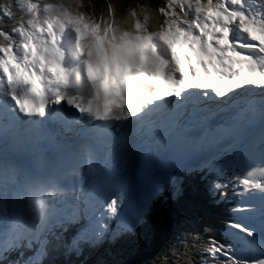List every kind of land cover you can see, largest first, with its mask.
<instances>
[{
	"label": "snow or ice",
	"instance_id": "6c2138e0",
	"mask_svg": "<svg viewBox=\"0 0 264 264\" xmlns=\"http://www.w3.org/2000/svg\"><path fill=\"white\" fill-rule=\"evenodd\" d=\"M210 3L184 19L168 0L148 37L72 19L67 54L63 26L29 39L0 29V119L79 125L88 133L84 183L93 171L106 177L86 202L69 192L39 231L0 213V264H70L138 237L165 199H186L192 214L139 264H264V0ZM230 192L235 239H218L200 220Z\"/></svg>",
	"mask_w": 264,
	"mask_h": 264
},
{
	"label": "trees",
	"instance_id": "16d2710c",
	"mask_svg": "<svg viewBox=\"0 0 264 264\" xmlns=\"http://www.w3.org/2000/svg\"><path fill=\"white\" fill-rule=\"evenodd\" d=\"M33 8L38 10L37 22L42 19H53L51 12H44L43 7H56L62 13L69 14L74 19L85 23L103 24L117 36L127 32L133 36L138 31L154 33L164 19L160 5L164 0H30ZM0 9H5V15L0 16V29L4 31H19L30 23L32 16L21 10L16 0H0ZM3 5V6H2ZM32 6V5H31ZM49 18H45V16ZM35 20V18H33ZM41 20V22H42ZM0 36L3 33L0 32ZM7 39V37H4ZM186 199L161 200L155 211L140 228V235L126 236L115 245L104 244L98 250L86 249L79 258H73L70 264H139L140 259L159 251L169 239V226L176 222L181 215H191ZM229 217L217 206L210 218L204 217L200 225L208 224L218 239H225L226 222ZM63 247V244H59Z\"/></svg>",
	"mask_w": 264,
	"mask_h": 264
},
{
	"label": "rangeland",
	"instance_id": "374dc122",
	"mask_svg": "<svg viewBox=\"0 0 264 264\" xmlns=\"http://www.w3.org/2000/svg\"><path fill=\"white\" fill-rule=\"evenodd\" d=\"M18 5H20L22 8L21 10H24L25 12L29 13L32 18L30 19V23L25 24V27H23V29L16 31V33L18 34V36L20 38L23 39H29L31 38L33 35H43L44 33H46L48 31L49 25H52L54 28H56L57 30H59L62 26H63V32H62V38L65 39V37L70 38L71 37V41L74 40V34L71 31V27L69 24V21L74 19L73 17H71L69 14L66 13H62L60 10H57L56 7H49V6H44L43 10L44 12L47 13L51 12L53 19H51L48 22L46 20H42L40 19L38 22L36 20V17L38 18V16H40V14H38V10L34 9L33 4L34 3H30V0H16ZM166 3H168V0H164ZM32 5V6H31ZM3 6V5H2ZM1 7V5H0ZM172 7L173 8H179L180 12L183 14L184 19L188 18V14L189 13H195L197 9H203V10H207L209 7L215 8L216 5L211 4L210 0H203V3H198L197 0H172ZM185 8H187V11H185ZM5 9H0V16L3 17L5 15ZM203 14V12H201V15ZM46 15V14H45ZM169 15L170 16H174L175 20H180L181 16L175 14L174 12H172L171 10L169 11ZM33 18H35V20H33ZM45 18H49V16L47 17V15L45 16ZM42 20V22H41ZM81 20V19H80ZM82 21V20H81ZM84 22V21H83ZM85 23V22H84ZM88 24L85 23V26H87ZM72 33V34H71ZM153 33H149L147 31H138L135 35H140L143 37H148L150 35H152ZM1 120V119H0ZM19 168V170L21 171L20 175L15 172L17 169ZM56 173V172H55ZM23 174H25V176H23V183H27V181L29 180V182L27 184H21V189L17 188L16 190H14L17 186L14 185V181L17 182L18 184L21 182L20 180V176H22ZM29 171H27L25 168L22 167H5L4 170L0 173V204L1 201L4 199L3 195H4V191H6V189H8L7 191H9V189L14 190V199L17 197V195L19 193H23L22 189L25 188H29L32 189V192L30 190V193H33L34 195L38 192L39 195H42L43 190L49 189L50 184H48L46 178L43 180V182H38L35 180H31V178L29 177ZM54 174V173H53ZM47 171H44L42 174H39V178H44L47 177ZM64 177V176H63ZM19 178V181H17V179ZM64 180H66V177H64ZM3 189V190H2ZM26 199L23 201H19V202H15L14 204H10L12 206H8V210H7V204L4 205L5 209L1 210V206H0V213L3 214H8L9 212H14L15 214L20 213L18 211L19 207L21 205H30L33 208V213L30 215H34L35 213H37V210H40L41 206H44L46 204H42L39 202V200L36 198L35 200L31 201L28 199V196H26ZM251 199L249 201V203H251ZM18 208V209H16ZM15 209V210H14Z\"/></svg>",
	"mask_w": 264,
	"mask_h": 264
},
{
	"label": "bare ground",
	"instance_id": "6f19581e",
	"mask_svg": "<svg viewBox=\"0 0 264 264\" xmlns=\"http://www.w3.org/2000/svg\"><path fill=\"white\" fill-rule=\"evenodd\" d=\"M71 42H72L71 39L62 38V44H63V47H64V50H65L66 54H67L68 45ZM69 56H71V55H66V59L68 57L71 60L72 63H75V60L72 57H69ZM35 131H36V134H37V138H39L42 135V128L39 127ZM37 149L38 148H36V150ZM36 155H37V152L34 155H32V156H28V157H24L23 158V162L22 163L24 165H27V166H25L27 169H34L35 170V174H38V172H39L38 170L43 168V167H45V168H47L48 171L58 170V172L60 174H62L61 170L63 169L62 167H64V169H65V163H58L57 159L52 157V156H47V157L43 158V161L41 162V158H38ZM35 157H37V158H35ZM57 166H58V168H56ZM64 177H66V176H64ZM257 177L260 178V179H264V175L258 174ZM64 181L68 182L67 178ZM255 226L256 225H253L254 228H255ZM259 235H260V233H259Z\"/></svg>",
	"mask_w": 264,
	"mask_h": 264
},
{
	"label": "clouds",
	"instance_id": "9594fccd",
	"mask_svg": "<svg viewBox=\"0 0 264 264\" xmlns=\"http://www.w3.org/2000/svg\"><path fill=\"white\" fill-rule=\"evenodd\" d=\"M18 211L22 214L28 215L33 213V208L30 205H21ZM47 223L48 216L43 209L33 215V224L36 229H43Z\"/></svg>",
	"mask_w": 264,
	"mask_h": 264
}]
</instances>
